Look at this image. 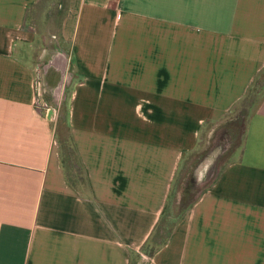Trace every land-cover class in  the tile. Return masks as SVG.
Returning a JSON list of instances; mask_svg holds the SVG:
<instances>
[{
    "label": "crops",
    "instance_id": "obj_1",
    "mask_svg": "<svg viewBox=\"0 0 264 264\" xmlns=\"http://www.w3.org/2000/svg\"><path fill=\"white\" fill-rule=\"evenodd\" d=\"M42 1L0 0V264H264V0H57L39 46ZM251 89L240 146L153 244L183 154Z\"/></svg>",
    "mask_w": 264,
    "mask_h": 264
},
{
    "label": "rangeland",
    "instance_id": "obj_2",
    "mask_svg": "<svg viewBox=\"0 0 264 264\" xmlns=\"http://www.w3.org/2000/svg\"><path fill=\"white\" fill-rule=\"evenodd\" d=\"M56 1L43 0L39 4L35 20L36 29L39 31L37 34V43L39 46H44L43 41L41 43L39 37L43 38L47 33L48 37L53 39V35L56 33L59 20V6H57ZM260 82H264V77L257 79L255 85L260 84ZM252 92L253 89L249 91L245 98L237 102L230 111L219 119L207 122L203 126L199 143L195 149L183 154L167 206L161 217V220H165L163 223L165 227L161 226V228H157L156 233L153 235V244L160 242L161 236L164 237L165 235L163 229L173 224V220L178 217L181 210L205 189L209 182L216 176L219 169L231 158L233 151L240 146L245 120L254 104L252 101L255 97L252 96ZM36 102L42 110H52V106L47 104L42 98L38 97ZM52 112L54 111H50V113ZM54 114L53 118L56 121L54 125L55 134L58 141L61 140L63 143L67 176L71 182L82 186L84 184V177L78 165L76 155L68 141V129L63 118L64 112L60 108L57 117L56 112ZM59 115L62 117L57 120ZM202 166L205 169L203 177L201 176L202 174L199 175L200 171L204 172Z\"/></svg>",
    "mask_w": 264,
    "mask_h": 264
},
{
    "label": "trees",
    "instance_id": "obj_3",
    "mask_svg": "<svg viewBox=\"0 0 264 264\" xmlns=\"http://www.w3.org/2000/svg\"><path fill=\"white\" fill-rule=\"evenodd\" d=\"M68 141H69V137H68ZM59 143H60V145H61V148H62V162H63V165H64V167H65V161H64V152H63V143L61 142V140H59ZM70 143V142H69ZM70 145H71V143H70ZM71 148H72V150H73V147L71 146ZM74 151V150H73ZM75 153V152H74ZM76 155V154H75ZM77 159V158H76ZM78 165H79V163H78ZM79 167H80V165H79ZM171 193V192H170ZM169 196H170V194H169ZM169 196H168V198H167V202H168V200H169ZM167 202H166V204H165V207L167 206ZM191 204H192V202L191 203H189L188 205H186L182 210H181V212L179 213V215H178V217L177 218H175L174 220H173V224L170 226V227H168V228H162L163 230H164V232H165V235H164V237H162L161 236V240H160V242L159 243H157V244H161V243H163L165 240H166V238L169 236V234H170V232H171V229H172V227L177 223V221L179 220V218H180V216H181V214L183 213V211L184 210H186L188 207H190L191 206ZM165 207H164V209H163V212H164V210H165ZM163 212H162V214H163ZM162 217V216H161ZM164 219H160V221H159V224L157 225V228L159 227V228H161V226L163 227L164 226ZM165 227V226H164Z\"/></svg>",
    "mask_w": 264,
    "mask_h": 264
}]
</instances>
